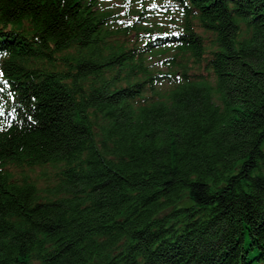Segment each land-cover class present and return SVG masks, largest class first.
I'll return each instance as SVG.
<instances>
[{"label": "trees", "instance_id": "obj_1", "mask_svg": "<svg viewBox=\"0 0 264 264\" xmlns=\"http://www.w3.org/2000/svg\"><path fill=\"white\" fill-rule=\"evenodd\" d=\"M157 1L0 0V264H264V0Z\"/></svg>", "mask_w": 264, "mask_h": 264}, {"label": "rangeland", "instance_id": "obj_2", "mask_svg": "<svg viewBox=\"0 0 264 264\" xmlns=\"http://www.w3.org/2000/svg\"><path fill=\"white\" fill-rule=\"evenodd\" d=\"M35 181L39 189L49 185L54 180V169L50 165L35 167L25 171Z\"/></svg>", "mask_w": 264, "mask_h": 264}, {"label": "snow or ice", "instance_id": "obj_3", "mask_svg": "<svg viewBox=\"0 0 264 264\" xmlns=\"http://www.w3.org/2000/svg\"><path fill=\"white\" fill-rule=\"evenodd\" d=\"M153 6H155V5H153Z\"/></svg>", "mask_w": 264, "mask_h": 264}]
</instances>
